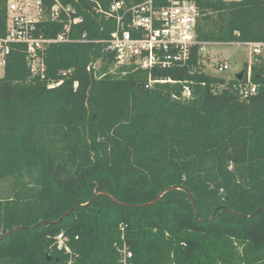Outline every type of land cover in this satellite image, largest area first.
<instances>
[{"label": "trees", "instance_id": "16d2710c", "mask_svg": "<svg viewBox=\"0 0 264 264\" xmlns=\"http://www.w3.org/2000/svg\"><path fill=\"white\" fill-rule=\"evenodd\" d=\"M62 1L78 39L49 44L42 74L11 43L0 77V264H65L62 231L75 264H123V249L127 264H264V56L247 98L197 45L171 67L118 64L112 0ZM195 1L199 41L264 42V0ZM6 19L0 1V36ZM172 186L188 191L148 205Z\"/></svg>", "mask_w": 264, "mask_h": 264}, {"label": "built area", "instance_id": "2783aa9c", "mask_svg": "<svg viewBox=\"0 0 264 264\" xmlns=\"http://www.w3.org/2000/svg\"><path fill=\"white\" fill-rule=\"evenodd\" d=\"M0 1L4 3L7 15V33L0 36V68L5 67L11 43H23L27 45L32 71L42 74L45 69L43 52L49 44L78 39L72 36L71 31L72 26L82 20V16L76 15V10L62 0ZM106 13L116 20V27L105 42L108 49L116 51L118 64H134L144 69L171 67L176 62H186L193 46L197 45L203 69L210 73L205 69L204 55L207 48L223 44L198 40L196 26L200 11L195 0H112ZM49 22L62 23L63 29L54 36H45L42 24ZM232 43L249 47L252 54L247 72H244V85L239 89L241 96L247 98L257 91L251 77L252 64L264 56V42ZM228 69L226 61L216 67L218 75ZM154 82L177 83L169 78L150 81L149 85ZM183 93L185 96L191 93L186 83L183 85ZM74 238L78 239V235ZM71 242L72 238L64 231L56 235L57 248L68 256L65 264H75L77 257ZM130 255L123 249V264H127Z\"/></svg>", "mask_w": 264, "mask_h": 264}, {"label": "rangeland", "instance_id": "374dc122", "mask_svg": "<svg viewBox=\"0 0 264 264\" xmlns=\"http://www.w3.org/2000/svg\"><path fill=\"white\" fill-rule=\"evenodd\" d=\"M204 58L206 61L205 69L213 75H218L217 65L226 61L229 64V69L218 76L233 79L236 78L237 73L243 70L245 62L252 59V54L247 46L223 43L209 46ZM3 74L4 68H0V77Z\"/></svg>", "mask_w": 264, "mask_h": 264}, {"label": "water", "instance_id": "95a60500", "mask_svg": "<svg viewBox=\"0 0 264 264\" xmlns=\"http://www.w3.org/2000/svg\"><path fill=\"white\" fill-rule=\"evenodd\" d=\"M243 76H244V70H242V71H240L239 73H237V75H236V78L238 79V80H242L243 79ZM175 189H181V190H184V191H188L185 187H183V186H172V187H169V188H166V189H164L159 195H158V197H157V199H155L153 202H150V203H148V205H151V204H153V203H155V202H157V201H159L160 199H161V197L166 193V192H168V191H170V190H175ZM100 193H103V192H97V193H95L94 195H93V197L91 198V200L89 201V202H87V203H85V204H82V206H87L94 198H95V196L97 195V194H100ZM193 201V200H192ZM8 233H10V231L8 232ZM7 233V234H8Z\"/></svg>", "mask_w": 264, "mask_h": 264}]
</instances>
